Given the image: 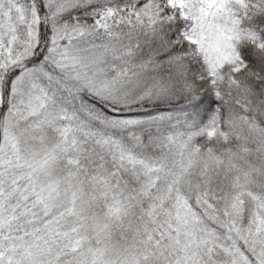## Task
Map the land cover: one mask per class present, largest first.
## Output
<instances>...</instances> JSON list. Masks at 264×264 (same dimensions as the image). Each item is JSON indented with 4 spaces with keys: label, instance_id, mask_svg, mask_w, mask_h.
Listing matches in <instances>:
<instances>
[{
    "label": "snow or ice",
    "instance_id": "6c2138e0",
    "mask_svg": "<svg viewBox=\"0 0 264 264\" xmlns=\"http://www.w3.org/2000/svg\"><path fill=\"white\" fill-rule=\"evenodd\" d=\"M0 264H264V0H0Z\"/></svg>",
    "mask_w": 264,
    "mask_h": 264
}]
</instances>
